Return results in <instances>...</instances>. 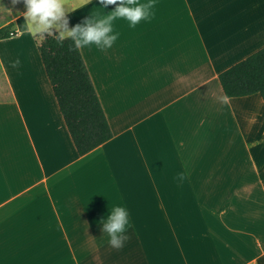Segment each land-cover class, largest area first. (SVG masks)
<instances>
[{"label":"crops","instance_id":"obj_1","mask_svg":"<svg viewBox=\"0 0 264 264\" xmlns=\"http://www.w3.org/2000/svg\"><path fill=\"white\" fill-rule=\"evenodd\" d=\"M66 3L69 28L102 7ZM24 11L0 0V29ZM113 30L81 48L114 132L83 155L38 36L0 37V264H264V99L220 81L264 47V0H155ZM114 205L119 250L102 232Z\"/></svg>","mask_w":264,"mask_h":264},{"label":"trees","instance_id":"obj_2","mask_svg":"<svg viewBox=\"0 0 264 264\" xmlns=\"http://www.w3.org/2000/svg\"><path fill=\"white\" fill-rule=\"evenodd\" d=\"M26 30L24 17L18 18ZM15 24L0 29V37L11 36ZM47 75L58 99L60 110L83 155L108 141L114 132L80 49L70 39L58 46L53 37L37 38ZM227 96H244L259 92L264 99V47L220 73Z\"/></svg>","mask_w":264,"mask_h":264},{"label":"clouds","instance_id":"obj_3","mask_svg":"<svg viewBox=\"0 0 264 264\" xmlns=\"http://www.w3.org/2000/svg\"><path fill=\"white\" fill-rule=\"evenodd\" d=\"M17 0H13L15 4ZM91 2V0H89ZM25 11L22 13L25 24L34 36L42 38L53 37L58 46H63L70 39L75 49L95 45L100 50L110 48L118 39L114 33L113 23L117 19L126 20L130 27H135L141 21L150 19L155 0H100L101 8L93 11L81 23L68 27V6L66 0H23ZM113 5L114 9L105 12ZM19 60L13 62V66ZM177 178L183 181L185 173H178ZM102 232L109 237V246L119 250L127 241L126 235L129 221L127 209L114 205L101 221Z\"/></svg>","mask_w":264,"mask_h":264},{"label":"built area","instance_id":"obj_4","mask_svg":"<svg viewBox=\"0 0 264 264\" xmlns=\"http://www.w3.org/2000/svg\"><path fill=\"white\" fill-rule=\"evenodd\" d=\"M20 31V29H16V30H13V31H11V35H15L16 33H18Z\"/></svg>","mask_w":264,"mask_h":264}]
</instances>
